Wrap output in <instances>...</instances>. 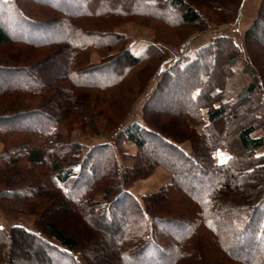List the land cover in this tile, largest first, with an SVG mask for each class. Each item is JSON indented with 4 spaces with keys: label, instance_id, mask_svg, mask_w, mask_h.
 Masks as SVG:
<instances>
[{
    "label": "trees",
    "instance_id": "16d2710c",
    "mask_svg": "<svg viewBox=\"0 0 264 264\" xmlns=\"http://www.w3.org/2000/svg\"><path fill=\"white\" fill-rule=\"evenodd\" d=\"M31 1L51 7L52 14L35 17L20 0H0V46H21L0 57L5 148L0 171L21 161L28 164L21 175L8 170L4 180L0 177V196L16 198L21 188L9 179L29 175L32 166L50 158L53 193L46 185L37 192L47 196L45 210L65 212L67 206L90 226L87 234L92 228L102 242L111 243V258L119 264H264V151L258 153L264 146V116L255 117L264 115V53L258 62L250 49H264V0L242 44L234 35L216 33L214 21L192 0ZM210 1L207 8L225 26L238 20L245 0H235L231 9ZM128 21L157 22L177 31L179 39L186 36L180 29L194 26L179 43L188 49L196 36L212 32L203 45L169 64L164 49L170 44L156 36L143 38L145 48L134 51V36L116 29ZM50 56L59 64L53 72L48 70ZM239 60H244L243 86L225 103L226 83ZM167 85L184 95L166 99L171 109L159 108L166 116L156 124L151 113ZM127 92L144 101L142 122L131 116L135 98L130 104ZM105 103L120 108L119 119L127 103L130 112L110 139L80 157L83 146L62 137L58 127L72 116L93 123L95 105ZM259 127L263 134L255 135ZM185 141L190 149L181 144ZM121 142L135 145L138 152L123 153ZM159 145L177 160L159 155ZM220 149L226 152L221 162L214 154ZM72 153L79 154L78 160L60 161ZM127 159L135 161L129 166ZM157 165L170 174L159 189L139 196L126 186L138 172L149 176ZM54 196L61 199L59 205ZM8 205L14 209L19 203ZM44 226L50 238L24 225L9 232L0 226V264H16L19 255L42 264H94L95 247L77 233L64 232L54 220ZM241 240L244 244L236 245Z\"/></svg>",
    "mask_w": 264,
    "mask_h": 264
},
{
    "label": "rangeland",
    "instance_id": "374dc122",
    "mask_svg": "<svg viewBox=\"0 0 264 264\" xmlns=\"http://www.w3.org/2000/svg\"><path fill=\"white\" fill-rule=\"evenodd\" d=\"M192 1H194L195 5L198 8H201L200 10H202L205 14H207L214 21V23L211 25V28H213V30L216 33L224 32V33L234 35L236 40H239L242 43H244L243 42L244 34L246 32L247 26L251 24V21H253L255 17L258 15L257 13L258 7L261 3V0H245L244 1V3L246 2L245 9H243V10H246L245 16L242 17L240 13V11H242L241 10L243 7L242 5L239 11L240 14H239L238 20L235 22L227 23V25L224 26V24H220L218 20L217 21L215 20L216 18L215 15L211 14L209 9L207 8V5L212 3V1L210 0H192ZM215 1H217L219 5H223L224 8L226 9H231V7L233 6L235 2V0H215ZM20 2L25 12L35 17H45L49 14H52L53 12L51 7L44 6L39 3H33L31 0H20ZM64 25H65L64 21L60 22L61 27H64ZM116 29L118 31L125 32V33H128L129 35L134 36L136 40V42H134V46H133L134 48L136 47L138 48L139 41L141 42L143 38H146V37L150 38L153 36H156L159 40L165 41L166 43L170 44V46H165L166 48L164 49V53H166L165 55H166V58L169 60V64L173 62V60H175L174 58L175 49H177L180 54L182 52L185 53V51L188 50V48L185 45L180 47L181 45H179V43L185 40L189 36L188 35L189 33H192L193 31H195L194 26H191V25L184 26L182 28L183 30L180 29V31L184 32L186 36L183 39H179L177 36V31L170 29V27H165V25L159 26L157 22H154L153 24H151V26H143L134 21H131V22L128 21L126 23L120 24ZM206 31L207 30H205V32H203L201 35L196 36L193 39V41L199 39L201 36H205L206 34H210L212 32V31L211 32L210 31L206 32ZM19 47H21L19 44L1 45L0 46V57L3 59L4 58L3 56H5L4 52H9L11 51V49L17 50V48ZM5 49H9V50H5ZM250 49L253 54V55L251 54L252 58H254L255 56L256 59L258 58V62L262 61L264 63V57H262V60L259 61L260 58L258 56V54L262 56V53H264V49L261 48L260 50L259 48L256 47L254 49V52L251 47ZM162 51H163V48H162ZM43 56L40 55L38 57L41 59H44L45 57ZM95 60L96 62H99L97 55L95 57ZM48 61H52L54 63V64L51 63L48 66L49 68L48 70L53 72L56 69L57 65L59 64H56L57 62L53 61L51 56ZM243 61L244 60H239L238 62L244 65ZM238 62H236V64ZM236 64H235V68L237 66ZM36 72L37 71L33 69L31 71V74L33 73L35 74ZM237 73L238 71L235 70L233 76L229 78L232 81H230L229 79L227 80V83H226L227 86L225 89V93L223 94V101H225V103L233 101V98L237 96L241 87L243 86L244 80L242 78V75L241 74L239 75V73L238 74ZM263 75H264V72H263ZM54 77H58V75L55 74ZM238 78L240 79V81H238ZM130 82H132V80ZM170 84H171V81H170ZM130 86H132V83ZM162 89L164 90V94H163L164 99H162V102L159 103V105L155 106L154 110L151 113L156 118L154 119L156 124H159L162 120H165V116H166V115H163L157 112L159 111V108L163 107V108L171 109V106L170 104L167 103L168 101H166V99L172 96L171 99L176 101V99L178 100L184 95L183 94L184 92H178V88L174 86L171 87L170 85H167L166 88L164 87ZM130 95L131 93H129L127 96V98L128 97L130 98V104L132 103L133 98H135V103L132 104L133 107L131 111H133V114L131 116L143 121L144 116H143L142 106H143L144 101L140 103L138 101L140 100L141 97H139L138 99V97H135L134 95H131V96ZM145 95L146 94H144V96ZM143 99L144 98H142V100ZM90 102L94 103L95 101L91 99L89 103ZM154 103L156 102L154 101ZM35 104H38V102L36 101ZM127 104L123 108H121L123 109L124 112L121 114L120 119L118 117H115L120 108L112 106L111 103H105V104H102L101 106L95 105L96 108L98 109L93 111L94 112L93 123L85 124L82 121L81 117H78V116L73 117L71 115L72 120H70V122H67V121L62 122V124L59 125L58 130L60 133H62V137H64L66 140L69 139V141L79 142L81 146H83V151L81 152L80 157H85L88 155V150L92 149L95 143L106 142L108 138L110 139V137H112V134L115 130V125L120 122V120L123 118L126 112L127 113L130 112L129 110L130 105H127ZM216 105H219V103H217ZM117 106H119V104ZM99 110H101L102 112L101 114L98 112ZM263 116L264 115L262 114V117L261 115L260 116L256 115L255 117L256 119L262 120ZM115 119H119V120H115ZM254 134L262 135L263 129H260L259 127V129ZM122 144L124 145V149L121 148V151H123V153H127V155H130L131 153L138 152V149L135 145H132L131 143H127V142H124ZM181 144H183L187 149H190L191 147V143L188 141H185ZM235 145H236V142L233 144L231 142V147H233L234 149L235 147H237V145L236 146ZM4 149H5L4 143L2 142V138L0 137V153L3 152ZM169 150H170L169 148L165 146H161V145H159L157 149L159 155H161L162 157L167 156V158H170L172 161L173 160L176 161L177 158L175 157L174 154L172 155L171 151ZM263 151H264V146L263 148L258 150V153H262ZM214 154L219 162L226 159V152L221 149L215 151ZM78 158H79V154L72 153V154L67 155V157L60 158V161L66 160L68 162L72 160H78ZM134 161L135 159L133 160L127 159V164L131 166L134 163ZM21 162L22 163L19 166L8 169L9 171H12L10 173L16 172V174L19 173V175H21L25 167L28 166L26 162L25 163H23L24 161H21ZM50 162H51L50 158L45 159L43 162L35 164V166H32L31 169L29 167L30 172H31V173L29 172V175L28 174L23 175L21 176L22 178L18 175L16 176L17 178L13 177L9 179V181H13V180L18 181V184H16V186L21 188L19 190L21 192L17 194L18 196L16 198H13L10 196L7 200H6L5 195L0 196V226L2 228H5V230L9 232L12 226L24 225L26 226V228L32 230L33 232L37 233L38 231H40L43 234V236L49 237V233L46 232V228L44 224H46L47 221L54 220L57 223L58 227L61 228L64 232H75L77 233L78 237L82 238L81 241L84 244L92 246L91 248L95 247L96 255L93 260L94 264H119L117 260L115 259L112 260L111 258L112 256H114L113 255L114 252L112 253L113 246H111V243L110 242L108 243L107 241L102 242L100 233L98 231L93 232L92 228L90 229V231L88 230L89 234H87L85 227L87 229L90 226L82 218L80 217L78 218V216H76L75 214L73 215V213L70 211V209L67 208V206H65V212L61 211L57 207H55L56 211H54V209L50 211L45 210V208H47L49 205V202L46 199L47 196L41 195L37 192H38L39 186L43 187V185L44 186L46 185V187H50V180L53 178V174H52L53 171H51ZM121 167L122 169H124L125 167L124 164L121 165ZM8 170H6L5 167H3V170L0 171V177H2L1 181L4 180V178H6L5 175L7 174ZM147 174L148 173L138 172V174L134 176V179L130 180L126 186L130 188V190L135 195L138 194L140 196L143 193H148L150 191L159 189L160 186L163 185L164 182L170 177V174L167 172L165 167L161 165L155 166L154 171L150 172L149 176H147ZM7 177H12V176L7 175ZM107 183L109 182L107 181L106 184ZM45 190H47L48 193L52 195L53 192L50 191V190H53L52 187L46 188ZM54 199L56 200L57 196H54ZM100 199H103V198L100 196ZM60 200H61L60 198L56 200L57 205L60 204ZM1 202L5 206L4 205L2 206ZM8 203H13V204L19 203V205L18 207L11 209ZM237 243L244 244L242 240L239 242L237 241L236 245ZM19 256H16L14 258L15 259L14 261L16 264H42L40 262L37 263L34 260V258L31 257V255L30 256L25 255L23 258Z\"/></svg>",
    "mask_w": 264,
    "mask_h": 264
},
{
    "label": "crops",
    "instance_id": "0c3cea01",
    "mask_svg": "<svg viewBox=\"0 0 264 264\" xmlns=\"http://www.w3.org/2000/svg\"><path fill=\"white\" fill-rule=\"evenodd\" d=\"M245 4H246V2L243 4V7H242V11H240V13H241V15H242V17H244L245 16V11L246 10H243V9H245ZM259 8V7H258ZM247 13V12H246ZM233 32V31H232ZM209 38H210V34H206L205 36H201L199 39H197V40H195V41H193V44L191 45V47L187 50V51H185V52H188L189 50H193V49H195V48H197V47H199V46H201V45H203L207 40H209ZM239 43H241L242 44V42H240L239 40H237ZM145 43H143V42H141V43H139V46H138V48L136 47V48H134L135 50H136V52L137 53H139L140 51H142L144 48H145V45H144ZM134 50V51H135ZM237 66H236V68H235V70L236 71H238V73H239V75L241 74V68H242V64L240 63V62H238L237 64H236ZM237 73V74H238ZM230 80V79H229ZM230 81H232V80H230ZM238 81H240V79L238 78ZM205 118H206V114H205ZM136 119H138V118H136ZM139 120V119H138ZM140 122H142L141 120H139Z\"/></svg>",
    "mask_w": 264,
    "mask_h": 264
},
{
    "label": "bare ground",
    "instance_id": "6f19581e",
    "mask_svg": "<svg viewBox=\"0 0 264 264\" xmlns=\"http://www.w3.org/2000/svg\"><path fill=\"white\" fill-rule=\"evenodd\" d=\"M174 53H175L174 54L175 55L174 58L180 55V53H179V51L177 49L174 50Z\"/></svg>",
    "mask_w": 264,
    "mask_h": 264
}]
</instances>
